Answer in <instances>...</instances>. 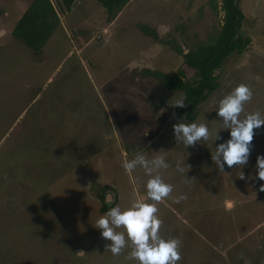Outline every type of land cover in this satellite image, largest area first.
Instances as JSON below:
<instances>
[{
    "label": "rangeland",
    "instance_id": "obj_1",
    "mask_svg": "<svg viewBox=\"0 0 264 264\" xmlns=\"http://www.w3.org/2000/svg\"><path fill=\"white\" fill-rule=\"evenodd\" d=\"M147 1L155 17L149 12L142 23L158 38L122 20L108 26L98 19L107 8L92 1L76 10L89 15L56 54L69 61L62 69L55 70L56 59L28 66L22 55L0 63V264H139L127 258L130 247L119 256L106 250L110 241L94 226L107 202L90 192L100 180L110 185V207L147 200L145 170L129 175L122 167L138 154L170 164L157 170L173 186L157 215L161 235L181 241L178 264H264V181L240 180V168L219 170L211 156L230 139L218 103L233 88L243 83L253 92L242 115L264 116V0H241V32L251 44L227 58L217 72L220 86L198 106L194 122L205 123L210 138L194 147L175 140L172 125L187 123V107L172 105L189 102L165 78L180 70L186 80L196 78L181 50L218 35L221 0ZM157 18L163 25L152 23ZM260 154L264 126L254 129L246 177L256 174ZM180 195L187 199L174 202Z\"/></svg>",
    "mask_w": 264,
    "mask_h": 264
},
{
    "label": "clouds",
    "instance_id": "obj_2",
    "mask_svg": "<svg viewBox=\"0 0 264 264\" xmlns=\"http://www.w3.org/2000/svg\"><path fill=\"white\" fill-rule=\"evenodd\" d=\"M253 92L247 84H239L231 92L223 96L218 103V116L223 122L222 129H230V139L220 143L211 153L213 162L219 170L240 168V180L254 179L264 181V154L257 156L255 175L246 177L242 169L248 165L254 139V129L264 126V116L260 111L244 113V106L252 99ZM174 108H186L188 104L183 98L177 99ZM175 140L182 141L186 147L195 146L197 142L207 141L210 131L205 123H185L181 119L172 125ZM219 138L218 133L215 140ZM140 166L150 177L146 184L147 200L137 196L123 208L119 205L111 207L105 215L97 218L95 228L101 230L102 238L110 241L106 245L113 256H119L125 247H130L128 259H134L139 264H178L182 259L179 238H165L160 229L163 221L157 215V204L169 197L173 186L158 174L157 170L167 169L170 164L164 156H156L151 160L143 154L134 159L125 160L122 167L131 175ZM179 171H183L181 162H177ZM157 173L153 175V173ZM264 191V184H260ZM174 202L180 203L187 199L186 195L174 197ZM105 200L111 204V194H106ZM151 201V202H149ZM229 207H231L229 205ZM123 229V231H120ZM130 242V244H129ZM77 254L82 255L83 252Z\"/></svg>",
    "mask_w": 264,
    "mask_h": 264
},
{
    "label": "crops",
    "instance_id": "obj_3",
    "mask_svg": "<svg viewBox=\"0 0 264 264\" xmlns=\"http://www.w3.org/2000/svg\"><path fill=\"white\" fill-rule=\"evenodd\" d=\"M92 1L100 0H74L71 8L68 9V1L65 0H0V54H3L0 63L3 62L4 58L6 59L12 55L20 57L22 55L29 64L28 66L37 67L40 65L41 67L56 59L58 64L55 70L62 69L69 61L64 58L62 60L61 58H56V54L60 52L64 45L65 34H68L73 29L78 30L82 26V21L89 15V13L85 15L84 11V14L80 17L76 10L82 8L83 3ZM134 3L136 4L133 9L127 11ZM148 4L150 2L147 0H130L115 19L109 20L108 12L107 15L105 13L101 14L98 19L107 22L108 26L119 23L122 20L123 27L129 26L141 33L143 31L141 25L150 24L153 26L151 23H142V16L155 11L150 9ZM29 9L31 10L24 18L20 28L22 34L42 40L52 30L40 54H36L33 48L14 35L17 24ZM133 13L135 15H132ZM154 13L152 12L153 17H155ZM45 18L48 20L47 22ZM151 21L156 27V22L163 25L161 23L163 21H160V18L151 19ZM47 23L48 26H46ZM135 24L137 25L136 28L134 27ZM79 37H81L80 32ZM77 43L75 41V44Z\"/></svg>",
    "mask_w": 264,
    "mask_h": 264
},
{
    "label": "trees",
    "instance_id": "obj_4",
    "mask_svg": "<svg viewBox=\"0 0 264 264\" xmlns=\"http://www.w3.org/2000/svg\"><path fill=\"white\" fill-rule=\"evenodd\" d=\"M65 1H68L67 7L70 9L74 0ZM100 1L107 8L109 16L111 20H113L130 0ZM221 9L224 15L218 35L209 42L190 47L186 52L181 50L186 64L194 70L196 78L194 80H186L184 78L186 75L185 70H180L179 73L165 78V82L170 88L181 90L186 95L189 102L186 109L187 112L185 113L187 123L194 122L198 106L220 86L217 72L224 66L227 58L235 53L243 54L251 44V38L245 36L241 32L242 24L245 19V14L241 8V0H221ZM30 10L31 9L20 19L14 35L33 48L36 54H40L52 30H50L42 40L22 34L20 28L24 22V18L28 15ZM47 21L46 19V22ZM46 26H48V23ZM141 29H150L149 33L158 38L155 30L150 26L141 25ZM145 72L147 73L148 70H145ZM182 110L185 111V109ZM109 209L110 208H108L106 204L102 207V210L106 212Z\"/></svg>",
    "mask_w": 264,
    "mask_h": 264
},
{
    "label": "flooded vegetation",
    "instance_id": "obj_5",
    "mask_svg": "<svg viewBox=\"0 0 264 264\" xmlns=\"http://www.w3.org/2000/svg\"><path fill=\"white\" fill-rule=\"evenodd\" d=\"M109 188H110L109 184L103 183L100 180H96L91 184L90 192H92V194L95 195L96 198L104 200L107 194L106 192L109 190ZM104 204H106L108 208H111L107 203ZM102 212L106 213V211L103 210Z\"/></svg>",
    "mask_w": 264,
    "mask_h": 264
}]
</instances>
